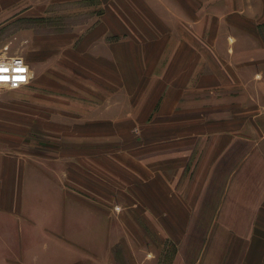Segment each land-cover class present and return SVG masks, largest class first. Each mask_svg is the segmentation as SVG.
Listing matches in <instances>:
<instances>
[{"label":"crops","instance_id":"1","mask_svg":"<svg viewBox=\"0 0 264 264\" xmlns=\"http://www.w3.org/2000/svg\"><path fill=\"white\" fill-rule=\"evenodd\" d=\"M95 6L102 11L84 26L45 34L47 46L35 44L25 59L40 63V47L51 51L62 39L65 57H79V70L92 81L70 103L81 107V120L107 125L113 136L126 120L123 111L129 121H176L185 142L176 145L173 161L180 174L170 182L147 178V200L160 206L144 214L150 232L156 223L162 248L170 243L175 252L166 260L164 250L157 256L150 247L147 264H264V0H100ZM125 73L142 75L146 109L137 110L129 92L120 100L121 89L134 82L121 78ZM161 153L160 166L168 169ZM28 174L0 164V264H89L86 222L77 232L69 224L82 216L57 210L56 201L49 210L33 205ZM182 177L188 188L178 187Z\"/></svg>","mask_w":264,"mask_h":264},{"label":"rangeland","instance_id":"2","mask_svg":"<svg viewBox=\"0 0 264 264\" xmlns=\"http://www.w3.org/2000/svg\"><path fill=\"white\" fill-rule=\"evenodd\" d=\"M99 1H0L3 6L0 5V55L27 59L34 55L35 44L47 46L45 34L84 26L102 11L95 6ZM52 43L55 46L51 51L40 47L42 51L37 54L42 59L40 63L27 61L33 69L27 86L16 89L0 86V139L8 140L7 146L1 142L0 164L20 166L33 176L31 185L37 199L33 205L49 210L56 201L57 210L82 216L72 218L69 224L77 227V232L79 225L86 222L89 264H133L132 260L134 264H147L150 250L157 256L164 250L156 223L153 222L150 232L144 216L147 209L160 206L159 200H147V178L167 176L170 182L176 170L180 174L181 169H176L173 162L179 152L176 145L181 140L176 134V121H129L131 116L123 111L120 116L126 120L121 121L118 136H113L107 125L101 128L99 123L96 126L81 120L76 112L81 107L70 103L71 96L82 98L79 93L85 92L92 81L79 70V57L72 60L69 54L65 57L62 39ZM128 76L134 82L132 88L121 89L120 100L127 101L124 96L129 92L135 96L136 109H146L143 100L147 99V88L141 89L139 85L142 75L121 74V78ZM149 147L154 150L152 153H147ZM161 151L168 156V169L160 166ZM185 170L192 172L190 166ZM184 181L182 177L178 187ZM128 224L131 226H122ZM147 233L151 235L150 241ZM68 234L74 235L70 231ZM173 252L175 249L169 243L164 250L165 259H170Z\"/></svg>","mask_w":264,"mask_h":264},{"label":"built area","instance_id":"3","mask_svg":"<svg viewBox=\"0 0 264 264\" xmlns=\"http://www.w3.org/2000/svg\"><path fill=\"white\" fill-rule=\"evenodd\" d=\"M0 66L6 69L0 71V86L16 89L31 81L32 69L22 56L0 55Z\"/></svg>","mask_w":264,"mask_h":264},{"label":"snow or ice","instance_id":"4","mask_svg":"<svg viewBox=\"0 0 264 264\" xmlns=\"http://www.w3.org/2000/svg\"><path fill=\"white\" fill-rule=\"evenodd\" d=\"M0 71H6V69H3V67L0 66Z\"/></svg>","mask_w":264,"mask_h":264},{"label":"clouds","instance_id":"5","mask_svg":"<svg viewBox=\"0 0 264 264\" xmlns=\"http://www.w3.org/2000/svg\"><path fill=\"white\" fill-rule=\"evenodd\" d=\"M25 82H27V81H25ZM117 210H119V209H117Z\"/></svg>","mask_w":264,"mask_h":264}]
</instances>
